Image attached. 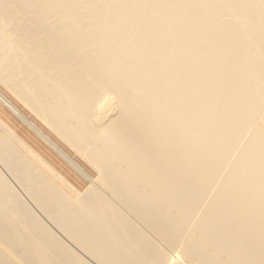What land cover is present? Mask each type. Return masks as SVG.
Here are the masks:
<instances>
[{
	"label": "bare ground",
	"instance_id": "6f19581e",
	"mask_svg": "<svg viewBox=\"0 0 264 264\" xmlns=\"http://www.w3.org/2000/svg\"><path fill=\"white\" fill-rule=\"evenodd\" d=\"M0 264H264V0H0Z\"/></svg>",
	"mask_w": 264,
	"mask_h": 264
},
{
	"label": "rangeland",
	"instance_id": "374dc122",
	"mask_svg": "<svg viewBox=\"0 0 264 264\" xmlns=\"http://www.w3.org/2000/svg\"><path fill=\"white\" fill-rule=\"evenodd\" d=\"M9 114V113H8ZM8 118V117H7ZM11 118H9V120H10ZM12 127H18L19 128V126H21L20 125V122H19V120H16L15 119V121L14 122H10L9 123ZM41 147H43L44 145L42 144V143H40L39 144ZM44 148V147H43ZM48 152H49V154L51 155V157L53 158V160H55V159H57L56 158V155L54 154V153H52V151L49 149V150H47ZM59 162V161H58ZM63 165V164H62ZM63 167H65V166H63Z\"/></svg>",
	"mask_w": 264,
	"mask_h": 264
}]
</instances>
